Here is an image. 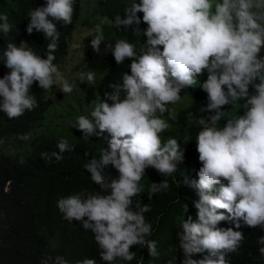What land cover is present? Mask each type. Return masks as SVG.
Masks as SVG:
<instances>
[{
	"label": "clouds",
	"instance_id": "clouds-1",
	"mask_svg": "<svg viewBox=\"0 0 264 264\" xmlns=\"http://www.w3.org/2000/svg\"><path fill=\"white\" fill-rule=\"evenodd\" d=\"M26 2L0 0V147L13 153L42 139L54 149L16 174L13 201L0 215L28 228L37 246L54 249L59 232L72 236L73 260L47 254L42 264H264V0H129L113 27L135 28L139 38L106 47L131 74L103 95L90 90L95 67L86 63L93 71L69 83L70 69L59 65L65 48L55 53L75 15L80 21L81 0ZM101 18L82 39L93 35L88 45L97 55L101 25L111 22ZM205 72L200 111L212 114L194 118L200 127L189 157L176 138L163 140L171 128L163 116L175 120L186 103L172 106ZM98 139L97 152L85 156ZM63 153L68 163L60 167L51 158L60 162ZM81 164L99 189L85 190ZM149 167L163 175L149 199L169 189L168 176L183 185L179 201L189 216L177 224L175 250L150 238V208L138 200Z\"/></svg>",
	"mask_w": 264,
	"mask_h": 264
},
{
	"label": "trees",
	"instance_id": "trees-1",
	"mask_svg": "<svg viewBox=\"0 0 264 264\" xmlns=\"http://www.w3.org/2000/svg\"><path fill=\"white\" fill-rule=\"evenodd\" d=\"M10 7L14 6L19 0H6ZM132 2L129 0H97V9L101 12L100 17L105 15L111 18V22L104 21L103 26H109L117 33L116 38H107L100 45V52L97 55L92 47L91 43L88 45V40L93 35H88L83 40L84 45V60L87 65L93 66L99 72L97 83L95 86H91L90 90H99L103 95L105 90L109 89L110 83H119L124 72L131 74L125 68L128 63L127 60L123 64L118 65L114 59L112 51L106 47L111 45L114 47L115 43L124 39L129 42L135 38H139L140 31L133 29L119 30L113 27V20L118 13H122L127 5ZM37 4V0H27L25 8H30L32 5ZM41 32L35 31L34 36ZM38 36V35H37ZM133 38V39H132ZM131 39V40H130ZM207 79V72L197 78V83L194 87L185 88L181 92V97L186 96L188 102L175 111V120L170 119L169 114L165 113L163 118L167 120L171 128L166 130L162 136L163 140H167L169 137L176 138L180 143L182 149L185 148V153L188 152L189 146L194 138L196 131L199 129L198 122L194 119L195 117H208L212 113L201 112L200 108L206 106L207 93L202 90L201 82ZM252 88H250L251 92ZM241 101H239L240 103ZM189 113L193 114V118L189 117ZM70 133L77 132L74 127L69 128ZM110 139V138H109ZM101 139L91 140L85 148L86 155H94L102 145ZM51 143L46 142L42 139L31 140L30 144H22V147L13 153H7L2 147H0V209L1 212H8L13 198H14V185L13 181L18 172L27 170L30 171L32 168L41 165L43 163L41 154L48 148L47 145ZM109 147V145H108ZM191 156L189 150V157ZM68 162L66 159L62 161L60 167H64ZM59 170H63L62 168ZM114 166L109 165L108 168ZM78 176L81 182L84 183L86 191H94L99 189L89 177L88 172L81 164L77 170ZM184 175L179 173L177 177ZM6 179H11L10 189L3 191V184ZM163 181V175H161L156 169L149 167L146 169L141 184L144 185V192L138 195V200L141 205L147 204L150 211L145 213L146 221L152 224V235L151 239L155 238L157 244L164 250H175L174 240L176 236L177 224L180 222L181 217L188 218L189 215H184L189 212L184 207L182 208L179 201V195L182 191V184L177 183L173 176H168L167 181L170 185L166 191H160L154 194L149 199L148 191L152 183H160ZM12 225V229H11ZM57 246L53 249L46 241L37 242L30 237V230L28 228L12 224V222L5 216L0 215V264H7L10 256L16 257L12 264H42V260L47 257V254H57L63 256L65 259H74L76 253V246L74 245V239L71 235L65 232H59L57 234ZM37 253L35 254V251ZM34 260V261H33Z\"/></svg>",
	"mask_w": 264,
	"mask_h": 264
},
{
	"label": "rangeland",
	"instance_id": "rangeland-1",
	"mask_svg": "<svg viewBox=\"0 0 264 264\" xmlns=\"http://www.w3.org/2000/svg\"><path fill=\"white\" fill-rule=\"evenodd\" d=\"M94 3H97V0H81L82 9L80 14V21H78L75 15L73 24L70 28L67 29V31H65V36H63V38L59 37L58 40V49L55 53L59 54L65 48L66 53L61 56L59 65H61L62 69H64L63 71L67 72L70 69V71L66 73L67 75H64L65 79H67L69 83L75 80V75L93 71L91 68H88L86 66V62L82 53V39L89 33H96L95 28L98 24V19L100 21H103V18L98 17L95 13ZM101 28L104 36H106L107 38H116L117 33L113 28L103 25H101ZM74 45H79L80 47H74ZM261 55H264V50H262ZM254 91L255 90L253 89L252 93H254ZM181 99L182 100L179 104L176 103L172 106L173 110H175L177 106H181L183 103H186V100H188V98H185L184 96ZM46 147L50 150L54 149V147L50 144ZM66 157H68V154L63 153V159L60 162H57L54 157H52L51 160L55 163H61Z\"/></svg>",
	"mask_w": 264,
	"mask_h": 264
}]
</instances>
